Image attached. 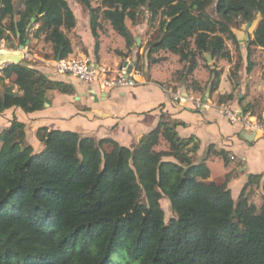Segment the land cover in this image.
Listing matches in <instances>:
<instances>
[{
	"label": "trees",
	"instance_id": "1",
	"mask_svg": "<svg viewBox=\"0 0 264 264\" xmlns=\"http://www.w3.org/2000/svg\"><path fill=\"white\" fill-rule=\"evenodd\" d=\"M75 1L89 10L95 39L101 17L127 47L133 35L125 20H136L144 7L151 20H160L161 32L147 56L171 52L190 62L187 74L197 55L230 59L225 36L236 49L239 44L230 32L233 21L250 24L259 16L264 24V0H216L219 19L198 11L207 0H98L100 14L91 7L95 0ZM75 25L67 0H0V40L8 48L17 47L12 36L22 45L42 37L55 57L66 58L73 46L64 30ZM249 44L264 48V34ZM27 64H8L0 75V113L39 111L49 90L73 91ZM9 73L12 82L5 81ZM213 74L210 94L220 82ZM25 136L15 118L0 131V264H264V198L257 207L245 194L261 176L250 175L234 199L228 175L222 183L209 180L206 163L194 161L197 143L180 138L166 116L131 148L39 128L43 148L33 152ZM161 140L166 149H157ZM162 198L173 212L167 221Z\"/></svg>",
	"mask_w": 264,
	"mask_h": 264
},
{
	"label": "crops",
	"instance_id": "2",
	"mask_svg": "<svg viewBox=\"0 0 264 264\" xmlns=\"http://www.w3.org/2000/svg\"><path fill=\"white\" fill-rule=\"evenodd\" d=\"M67 2L70 6L69 0ZM73 13L77 19L74 11ZM85 20L86 26L83 25V28L86 29L88 26V30H85L84 34L78 28L76 20L75 27L68 35L73 46L71 54L82 53L81 47L74 42L73 32L79 35L83 47L88 46L84 39L88 42L93 41L89 34L90 20L88 17ZM127 27L138 46L144 42L139 33L147 31L146 22L131 21ZM113 33L115 31L110 24L101 28L99 51L94 54L93 61L113 72L129 64L139 70L135 66V58H131L130 53L124 55L125 52H121L125 51L124 48L112 46L103 51V46L110 45L114 40ZM236 39L240 40V37L236 35ZM133 46L131 45L130 48H134ZM87 51L93 54L89 48ZM141 51L143 47L140 48ZM74 55L69 54L68 57L77 58ZM165 56L167 58H163ZM168 56L169 54L164 50H160V54L152 60L149 74L139 71L135 76L137 82L133 86L102 88L97 82L84 83L74 76L58 73L54 68L57 58L51 61L50 58L31 55L25 51L24 61L29 67L37 68L52 81L72 86L73 91L66 93L57 88L49 90L45 97L44 108L32 113H25L18 107L5 109L0 113V131L8 127L14 118L24 123L25 141L32 146L33 152L43 148V144L36 137L39 128L73 131L95 139L110 138L122 146L131 148L145 134L153 130L164 115L170 120V124L174 126L180 138L192 137L197 143V150L193 155L194 161L206 163L210 171V180L225 179L228 175L227 187L233 198L235 195L238 197L250 175L261 176L260 181L264 180V138L245 130L240 123H231L226 116L219 113L218 107L221 105L231 106L237 111L242 110L239 106L240 102L235 104L230 99L226 100V103H231L232 106L218 102L219 99L215 100L216 93L225 95L231 93L233 85L229 82H219L215 94H209L210 84L214 78V67L211 66L208 73L194 72L197 89H193L191 83L182 81L178 84L177 80H171L170 74L174 70L170 68L173 66L174 58ZM108 60L113 61L111 67L108 65ZM221 76L223 77L224 74ZM14 79V74L9 73L5 81L12 82ZM208 88L209 92L206 95ZM179 93L186 98L185 101L178 98ZM198 101L200 106L196 107ZM220 163L224 166L220 167Z\"/></svg>",
	"mask_w": 264,
	"mask_h": 264
},
{
	"label": "rangeland",
	"instance_id": "3",
	"mask_svg": "<svg viewBox=\"0 0 264 264\" xmlns=\"http://www.w3.org/2000/svg\"><path fill=\"white\" fill-rule=\"evenodd\" d=\"M208 2L205 5H202L201 8H199L198 11H203L207 13L209 16L219 19V16L215 12V5L216 0H207ZM71 9L75 12L76 20L78 21V28L83 31V34L85 33V30H88V26L86 29L83 28V25L86 26V17L89 18V10L84 7L79 2H76L75 0H69ZM91 7L98 8L99 14L104 9L103 6L100 4V1L95 0L91 2ZM196 8V7H195ZM197 10V8H196ZM133 20L126 19L127 25H130V22ZM138 21L139 23L146 22L148 25V29L144 33H139V35L142 38L143 43H141L139 46L134 42L133 38V47L130 48L126 46L124 38L118 34L113 33L114 40L110 42V45L107 44L103 46V51L107 50V48H112V46L116 47H122L124 48L121 51L124 55L134 57L135 58V66L139 68V71L143 74H149L150 67L152 65V60L156 58V55L158 56L160 54L159 52L153 53L151 56H147L149 43L154 41L160 34L159 30V19L151 20L148 12L145 10L144 7L140 8L139 15L137 16V19L134 20ZM99 28L97 29L98 32V40L94 38L92 33L89 32L91 40L93 41H87L84 39V42L86 43L87 48H89L93 54H90L87 51L86 47H83L82 40L80 39L79 35H75L73 32V39L74 42L81 47L82 53L81 54H70L74 55L77 58H89L91 60H95L94 54L98 53L99 49L96 50V40L99 41V31L101 28H104L106 25L110 24L107 20L99 18ZM135 24V23H133ZM37 25L33 26V29H35ZM230 32L234 33V35H238L240 37L238 49L235 48V44L231 41V39L226 38L225 36V44L230 52V59H216L215 57L211 56V60L208 61L204 59L205 54L197 55L196 60V68L193 70L192 73L187 74L188 66L190 62L188 61H180L179 57L175 54H172L171 52L164 51L165 53L169 54L170 57L174 58L173 66L170 68V70H174L173 73L171 72L170 78L173 81V79L178 81V84H180L182 81L190 84L195 79V71L208 73L210 71V67H214V70H216L220 75V83L223 81V83H231L233 85V89L231 91L232 98L230 101L232 103H239L240 109L244 110V108L248 107V111L252 112L253 114L257 116H261L264 113V48L250 45V40L254 39L256 35H262L264 34V24L261 21V18L258 16L255 20H253L250 24H246L244 22L239 21H233L231 24H229ZM32 29V30H33ZM90 29V25H89ZM107 29V28H106ZM73 30V29H72ZM72 30L66 31L64 30L67 35L72 32ZM91 31V30H90ZM92 35V37H91ZM134 37V36H133ZM143 37L145 39H143ZM12 42L17 46L16 48H8V41L5 39L0 40V42L3 44V47L6 49L16 50L19 46L17 39L13 36L11 37ZM146 40V41H145ZM143 47V51L140 52V48ZM248 47H249V55H248ZM99 48V46H98ZM24 50L29 54H37L39 57H45L50 58L51 61H54L56 57L54 56L52 52V47L50 43H45L40 38H33L30 37V40L26 42V45H24ZM137 50V51H136ZM73 53V51H72ZM105 53V52H104ZM168 56V58H169ZM167 58V56L163 57ZM172 58V59H173ZM32 62V61H31ZM24 63V59L23 62ZM108 65L113 64L112 60H108ZM251 67L250 71L248 70V67ZM111 67V66H110ZM115 68V67H113ZM120 68V67H119ZM118 68V69H119ZM176 68V69H175ZM195 72V74H194ZM198 72V74H199ZM224 74L222 77L221 75ZM10 80V79H9ZM203 80V79H201ZM170 81V80H169ZM170 84V83H167ZM210 94V93H209ZM215 92H213V95ZM227 94V93H226ZM225 94L216 93L215 100L221 99L222 103L232 105L231 103H226ZM219 102V100H218ZM220 105V104H217ZM233 106V105H232ZM167 144L165 141L161 140L160 145L157 147V149H166ZM168 159H171L168 157ZM224 164L220 163V167H223ZM210 177V176H209ZM210 180V178H209ZM225 179L224 178H216L214 182L216 183H222ZM245 194L248 196L249 201L254 203L257 207H259L262 203V200L264 198V180L259 181L258 183L250 185V187L247 188L245 191ZM236 195L234 198L236 199ZM161 206L164 210L165 215V221H167L172 215V209L170 206V203L167 198H162L160 200Z\"/></svg>",
	"mask_w": 264,
	"mask_h": 264
},
{
	"label": "built area",
	"instance_id": "4",
	"mask_svg": "<svg viewBox=\"0 0 264 264\" xmlns=\"http://www.w3.org/2000/svg\"><path fill=\"white\" fill-rule=\"evenodd\" d=\"M0 48H4L1 42ZM8 64H0V75H2ZM54 68L58 73L74 76L84 83L97 82L102 88L133 86L137 82L135 76L139 74V70L134 68H131L130 72L127 73V65L121 66L113 72L89 58H59L54 62ZM179 95V99L186 100L180 93ZM199 106L200 102L198 101L196 107ZM218 111L226 116L231 123H240L245 130L264 138V113L257 116L248 110L237 111L228 105L219 106Z\"/></svg>",
	"mask_w": 264,
	"mask_h": 264
},
{
	"label": "water",
	"instance_id": "5",
	"mask_svg": "<svg viewBox=\"0 0 264 264\" xmlns=\"http://www.w3.org/2000/svg\"><path fill=\"white\" fill-rule=\"evenodd\" d=\"M36 13L37 12H35L34 15L30 18V23L35 21ZM30 23H29V26H30ZM24 57H25V51H24V45H22V44H19V46L16 50L0 48V64H2V63H9V64L22 63ZM205 57L208 61L211 60V54L210 53H207L205 55ZM56 58L58 60L59 56H57ZM131 68H132V66L130 64L127 65V73L130 72ZM208 92H209V88L207 89L206 95H208Z\"/></svg>",
	"mask_w": 264,
	"mask_h": 264
}]
</instances>
